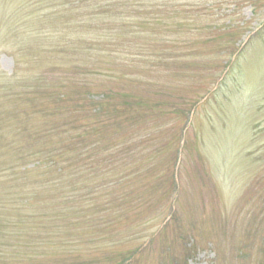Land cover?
Returning a JSON list of instances; mask_svg holds the SVG:
<instances>
[{
  "label": "rangeland",
  "instance_id": "obj_1",
  "mask_svg": "<svg viewBox=\"0 0 264 264\" xmlns=\"http://www.w3.org/2000/svg\"><path fill=\"white\" fill-rule=\"evenodd\" d=\"M202 1L212 5L200 12L204 20L231 19L235 25L220 31L203 23L201 33L191 29L199 58H168L172 47L173 54L182 52L161 40L171 33L159 31L161 39L149 41L157 56L135 59L129 78L90 80L100 90H115L114 103L122 102L120 91L144 96L142 108H118L117 118L129 124L123 138L132 137L133 144L147 141L142 154L152 158L144 171L132 174V183L119 187L132 184L131 200L118 207L120 221L98 228L102 250L88 254L85 245L77 256L67 239L25 233L22 224L9 231L0 221V264H72L85 257L111 264L138 249L142 264H264V0ZM21 2L0 0V87L11 88V95L23 93L10 103L2 100L1 118L22 108L54 113L42 118L44 129L76 116L87 123L83 75L74 79L86 62L82 13L68 15L78 19L74 31L60 26L51 32L41 30L31 19L34 7ZM66 33H72L66 41L76 38L78 50L70 55ZM101 58V65L119 69L113 57ZM67 70L63 101L58 95L64 89L49 93L44 76L57 79ZM2 130L1 124L0 147L6 142ZM75 221L65 219L64 227L76 231ZM81 230L86 238L94 234L86 219Z\"/></svg>",
  "mask_w": 264,
  "mask_h": 264
},
{
  "label": "trees",
  "instance_id": "obj_2",
  "mask_svg": "<svg viewBox=\"0 0 264 264\" xmlns=\"http://www.w3.org/2000/svg\"><path fill=\"white\" fill-rule=\"evenodd\" d=\"M21 1L19 5L23 3L34 7L31 19L41 25V30L51 32H56L60 26L74 31L78 19L68 15L82 13L79 19L86 34V40L82 42L86 62L76 69L78 74L74 79L78 80V76L83 75L85 98L81 103L83 110L87 109L89 114L87 123L82 116H76L61 126L44 129L40 125L42 118L54 113L43 111L39 114L14 108L15 112L10 111L2 119L4 112L0 108L2 136L6 137V142L0 147V186L5 193L0 194V209L3 210L0 221L11 227L9 231L22 224L25 233L62 238L65 243L67 239L71 252L77 256H82L84 250L81 248L85 245L89 246L86 250L88 254L101 251L99 245L103 240L100 239L102 235L96 233L98 228L120 221L121 216L116 214L118 207L131 200L128 192H131L132 184L122 189L119 187L132 183V174L144 171L152 158L142 154L147 148V141L133 144L132 137L123 138L124 129L129 124L123 126L117 118L118 108H142L144 96L120 91L118 94L122 96V102L114 103L115 90H100L90 80L99 76L129 78L132 65L138 62L135 59L157 56L158 48L149 45V41L160 40L159 31L171 33L161 40L176 45L175 49L182 52L173 54L172 47L168 50V58L195 59L201 54L193 45L195 34L192 30L203 23L220 31L219 27L229 29L235 24L231 19H223L222 24L204 20L200 12L211 10L212 5L202 0ZM202 30L197 31L201 33ZM155 32L157 36H149ZM69 36L72 33H66L64 41ZM75 39L66 41L68 55L78 50ZM185 51L189 53L184 54ZM236 54L237 51L233 57ZM104 56L113 57L119 69H113L104 62L101 65V57ZM69 75L67 70L63 76L66 78L55 79L53 74L44 76V80L50 82L47 85L49 93L62 88L64 91L58 97L65 101ZM55 80L58 81L53 82ZM0 94V104L2 100L10 103V98L20 99L23 96V93L11 95L12 89L8 86H1ZM104 108H115V115ZM104 115L107 117L105 121L102 120ZM23 116L25 119H22ZM139 155H142L141 159H138ZM109 217L113 220L109 221ZM65 219L76 220V231L64 227ZM85 219L93 225L94 234L90 238H86L81 230ZM17 231L22 232L21 229ZM64 232H69L68 236ZM139 252V249L130 250L111 264H142ZM72 264L97 263L85 257L82 262ZM162 264H166L164 260Z\"/></svg>",
  "mask_w": 264,
  "mask_h": 264
}]
</instances>
